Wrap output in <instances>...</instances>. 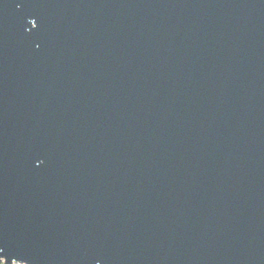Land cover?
Instances as JSON below:
<instances>
[{
  "label": "water",
  "instance_id": "95a60500",
  "mask_svg": "<svg viewBox=\"0 0 264 264\" xmlns=\"http://www.w3.org/2000/svg\"><path fill=\"white\" fill-rule=\"evenodd\" d=\"M0 264H264V0H0Z\"/></svg>",
  "mask_w": 264,
  "mask_h": 264
}]
</instances>
